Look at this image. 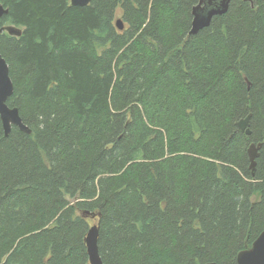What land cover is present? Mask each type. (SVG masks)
<instances>
[{
    "label": "trees",
    "instance_id": "obj_1",
    "mask_svg": "<svg viewBox=\"0 0 264 264\" xmlns=\"http://www.w3.org/2000/svg\"><path fill=\"white\" fill-rule=\"evenodd\" d=\"M199 2L0 0V29L22 31L0 35L8 105L32 130L5 136L0 118V264H90L95 226L104 264H237L252 248L264 0L191 34Z\"/></svg>",
    "mask_w": 264,
    "mask_h": 264
},
{
    "label": "water",
    "instance_id": "obj_2",
    "mask_svg": "<svg viewBox=\"0 0 264 264\" xmlns=\"http://www.w3.org/2000/svg\"><path fill=\"white\" fill-rule=\"evenodd\" d=\"M93 0H71L72 6L86 7ZM234 0H200L199 4L193 9V24L191 34H197L199 31L209 27L213 19L217 16L225 15ZM252 2V0H243ZM253 3V2H252ZM9 11L0 5V19L8 15ZM119 29H124V24L121 20L117 22ZM8 33L11 36L19 37L22 31L14 26H7L0 29V35ZM14 84L10 76V68L6 60L0 54V118L2 121L5 136H9L13 127H17L23 133L30 135L32 130L25 125L20 116L19 109L11 108L8 105L9 99L14 93ZM251 116L241 120L238 127L247 135H251L250 126ZM261 146L253 145L249 149V157L251 161V169L253 173L256 171L257 159L260 156ZM95 217V216H94ZM99 227L91 228L86 238V245L90 264H104L99 253ZM217 264V263H208ZM237 264H264V231L254 242L251 249L241 252L237 258Z\"/></svg>",
    "mask_w": 264,
    "mask_h": 264
}]
</instances>
